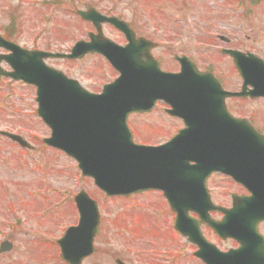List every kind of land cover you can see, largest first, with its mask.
<instances>
[{
  "label": "rangeland",
  "instance_id": "obj_1",
  "mask_svg": "<svg viewBox=\"0 0 264 264\" xmlns=\"http://www.w3.org/2000/svg\"><path fill=\"white\" fill-rule=\"evenodd\" d=\"M85 1L105 14L134 20L143 34L158 42L176 40L178 44H185L189 53L199 56L197 59L203 68L207 63L213 65L228 88H236L238 79L230 61L217 52L221 45L218 35L230 36L233 47L252 51L264 58V1L248 4L251 11L247 15L248 10L244 15L238 3L228 0H187L186 5L181 0ZM37 3L38 0H0V33L5 34L14 21L17 34L12 40L30 49L59 51H66L86 35L88 27L75 14L77 8L86 9V6L73 8L64 4V8H59ZM49 64L93 91H100L116 74L100 59L76 63L56 59ZM166 65H170V59ZM35 92L33 86L25 83L0 79V131L19 133L35 148L32 152L25 151L10 139L0 136V190L9 188L6 196L0 198V242L13 231L16 245L26 251L25 240L30 241V238H24L29 235L21 231L22 228H41V234L46 235L35 238L33 246H30L31 253L40 257L54 256L57 252L56 237L60 236L63 224L74 222L72 203L65 197L69 198L70 192L75 195L85 189L93 198L99 199L102 213L101 230L95 239L96 251L85 264H116L118 257L128 264H201L190 256L192 250L185 246L183 239L178 240L173 235L169 221L154 216L162 208L160 194L107 198L92 179L81 175L74 159L50 147H43V139L50 135V128L37 115ZM257 105L264 118V103ZM243 106L242 115L255 108L253 103ZM161 109L159 107L152 116V129L148 131L141 127L139 120L133 121L138 141L161 142L177 133L182 123ZM234 111L239 114L237 108ZM216 178V183L212 182L216 199L227 203L235 187L226 179ZM56 190L59 193L56 194ZM62 200L67 203L56 207ZM9 201L14 203L16 213L8 210L6 204ZM18 218H21L19 222ZM158 220L161 221L160 226ZM15 222L18 230L9 227V223ZM153 232L166 238H155L157 236L151 235ZM234 245L228 242L221 247Z\"/></svg>",
  "mask_w": 264,
  "mask_h": 264
},
{
  "label": "water",
  "instance_id": "obj_2",
  "mask_svg": "<svg viewBox=\"0 0 264 264\" xmlns=\"http://www.w3.org/2000/svg\"><path fill=\"white\" fill-rule=\"evenodd\" d=\"M80 14L85 19H93L97 25L104 20L93 11ZM1 44L13 52L6 60L14 70L12 73L0 70V76L6 74L37 86L38 114L52 129V137L45 142L75 157L83 174L94 177L97 186L109 196L162 189L177 212L175 227L183 233L182 222L186 219L181 206L183 193L177 192L170 161L183 162L184 168L190 170L191 167L200 173L201 192H185L190 209L196 205L208 213L217 208L202 187V180L212 171L228 173L245 183L253 196L234 197V208L224 209L223 221H208L219 236L234 238L240 247L226 253L217 249L211 252L205 248L211 245L204 241L198 255L207 264H264V236L259 232V223L264 221V175L260 174L263 179L259 183L258 174L253 173L256 168L264 170V164L259 158H255L254 163L247 162L250 155L245 158V154L260 153L254 146L261 145L263 139H259L261 137L245 120L232 117L225 107L226 97L242 93L225 92L213 75L199 72L191 63H182L181 73L171 74L162 72L153 61L152 65L114 63L121 72L120 77L105 86L103 94L96 95L43 61L55 56L75 58L95 50L91 44L78 42L73 53L66 56L30 52L4 41ZM230 53L245 78V86L252 75L259 74V66L264 67V62L255 55L249 54L247 58L241 52ZM253 63L258 65L255 72L251 68L248 70ZM252 93L264 95V81L256 84ZM157 100H166L172 106L170 113L180 116L186 128L166 145L150 147L134 143L127 127V116L154 106ZM3 134L28 146L18 135ZM189 161L196 165L189 166ZM183 173L189 174L185 169ZM191 199H194L193 204ZM76 200L81 213L80 225L70 229L60 242L64 258L71 263L77 261L76 252L81 258L92 250L100 221L97 202L85 191ZM75 242L79 245L77 250L76 246L73 250Z\"/></svg>",
  "mask_w": 264,
  "mask_h": 264
},
{
  "label": "flooded vegetation",
  "instance_id": "obj_3",
  "mask_svg": "<svg viewBox=\"0 0 264 264\" xmlns=\"http://www.w3.org/2000/svg\"><path fill=\"white\" fill-rule=\"evenodd\" d=\"M66 2V0H63ZM71 0H68L67 4L70 6L71 5ZM77 2H80V3H85V0H76ZM185 2V0H182ZM128 21V20H127ZM130 23V25H132V28L135 32V36H137L138 38H141L142 37H145L147 38L148 40H153L152 39V36L150 37L149 35H146V34H143L141 32V30H139L137 28V26L135 25V22L134 20H129L128 21ZM88 25L90 27V30L87 32V39L86 40H89L88 38V34L90 32H95V29L94 27L92 26V23L88 22ZM102 30H103V35L109 39H111L114 43H116L117 45L119 46H125L127 43H128V39H127V36H125L120 30L118 31L114 26H112L111 24H103L102 25ZM220 37H225L224 39L220 38L219 39L221 40L220 43H221V49H220V52L222 51V49H227V48H231L232 46V42H231V39L230 37H226L224 35H219ZM179 41H176V40H173V41H165L164 43L162 44H159L158 47H154L151 49L150 51V54L155 56L160 65L162 67H165L164 66V63L167 62L168 59H170V62H176L178 65V61H177V58L179 57H184V56H187L189 57L193 62L197 63L198 62V57L197 54L193 55L191 53H189L186 45H182V44H178ZM198 54H200L198 52ZM88 58H91V59H100L101 62L109 67V68H112L111 67V64L109 63V61L107 59H105L103 56H101L100 54H88V56H85L84 58L80 59V60H86ZM228 58L230 59V62L231 64H233V60L228 56ZM198 65V63H197ZM199 68L201 69L200 65H198ZM234 66V64H233ZM169 70L171 71H177L178 69L177 68H168ZM234 69V67H233ZM235 70V69H234ZM241 78L238 77V83L237 85H241ZM241 89V87H240ZM231 100H228L227 101V104H228V107L229 109L232 111V113L235 114V109L237 108L239 114H237L236 116L238 117H241V116H246L249 118L250 122L257 128V130L262 134L264 135V118L263 116L260 114L261 113V108L258 109V105L257 104H262L264 103V97L262 98H258V99H254V98H243V97H240V98H235V100H233L235 103H233V105L231 104ZM254 104L255 105V108H253L249 114L247 115H242V113L240 114L241 110H243L245 108V104ZM235 105V106H234ZM157 107H155L156 109ZM235 108V109H234ZM155 109H153L151 112H144V113H135L133 115H131L129 118H128V122L129 124L133 127L135 124L133 121L135 120H139V122L141 123V127H144V129L146 131L152 129V124L153 122L151 121L152 120V116L155 114L153 113V111H155ZM145 131V132H146ZM149 143V142H148ZM152 143H155V142H152ZM152 143H149V144H152ZM260 149H263L261 146L259 147ZM264 150V149H263ZM245 158H248V157H245ZM255 158H259L262 160V163L264 164V153L260 152L259 154H254L253 157H251L250 159L247 160V162H250L252 161L254 163V160ZM253 173H256L258 174V181L259 183L262 182V179L263 177H260V174L264 175V170L262 169H254V172ZM184 176L181 177V179L183 178ZM216 177H219V178H223V179H226L227 182L231 183L233 185V187H235L237 190V192H239V194L243 195V196H250L251 195V192H249V190L245 187V186H242L240 185L239 183L235 182L230 176L228 175H224V174H220V173H214L212 174L209 178H207L206 180V183H207V186L209 188V191H210V194L212 195V199L214 200V202L216 204H219V205H222V206H226V207H231L232 206V201H231V198H229V202L227 203H222V202H219L217 201L216 199V195H215V190H214V186H213V183H216L217 181V178ZM213 182V183H212ZM200 188V185L199 183H196L195 182V178H193L192 176L190 177H187V178H183V181H180V184H179V191H182V192H185L187 190H195V189H198ZM231 194H233L231 192ZM163 206H164V216H168L169 218L173 219L174 217V213L171 211V208L170 206H168L167 203H163ZM191 216H194V217H197V218H200L196 213L192 212L190 213ZM211 215L216 218V219H221L222 218V215H220L218 212H214L211 213ZM264 226V223L261 225V228ZM202 231L204 232L205 236L208 237V239L216 244L217 246L220 247V243H222L221 239L216 236L212 230L206 226V225H202ZM185 241L187 242L188 246L192 247V243H190L189 239H185ZM222 248V247H221ZM223 249V248H222ZM225 251V249H223ZM16 251H19L18 249L14 248V249H11L9 252H2L0 251V264H42L40 262V259L41 257H36L37 258V261L36 262H33L29 259H27V262L25 261H21V259L17 256H14V255H11L12 252H16ZM54 261H51V263L49 264H54V262H57L58 261V256H55L54 257ZM63 264V263H61Z\"/></svg>",
  "mask_w": 264,
  "mask_h": 264
}]
</instances>
